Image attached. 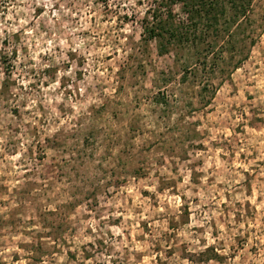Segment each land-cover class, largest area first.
Instances as JSON below:
<instances>
[{"label": "rangeland", "instance_id": "374dc122", "mask_svg": "<svg viewBox=\"0 0 264 264\" xmlns=\"http://www.w3.org/2000/svg\"><path fill=\"white\" fill-rule=\"evenodd\" d=\"M160 1L0 0V264H264V0Z\"/></svg>", "mask_w": 264, "mask_h": 264}, {"label": "trees", "instance_id": "16d2710c", "mask_svg": "<svg viewBox=\"0 0 264 264\" xmlns=\"http://www.w3.org/2000/svg\"><path fill=\"white\" fill-rule=\"evenodd\" d=\"M177 3L182 5L183 11L189 20L187 22L196 20L204 25L205 30L207 28L211 29L213 33H216L217 37L226 38V35L230 33V28H225V25H221V19L226 13V5L228 4L230 9H234L231 18L235 17V15L246 17L248 16L252 0H161L160 6L162 9H167L169 14H172L173 7ZM152 18L154 25L149 26L151 22L148 21V24L144 26L147 31L146 39L168 35L170 39L181 41L183 34L180 24H176L172 18L163 20L162 16L157 13H154Z\"/></svg>", "mask_w": 264, "mask_h": 264}, {"label": "clouds", "instance_id": "9594fccd", "mask_svg": "<svg viewBox=\"0 0 264 264\" xmlns=\"http://www.w3.org/2000/svg\"><path fill=\"white\" fill-rule=\"evenodd\" d=\"M4 8H8L9 12L7 15V20H13V18L17 15V13L20 11L18 8H14L12 6H10L9 4H3L2 5ZM13 25L9 26L7 25V23H5V27H8V29L10 31H15L18 27H20L21 25L19 24H15V21H13Z\"/></svg>", "mask_w": 264, "mask_h": 264}]
</instances>
